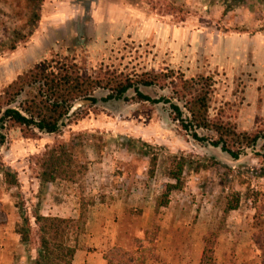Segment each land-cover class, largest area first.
Segmentation results:
<instances>
[{
    "label": "rangeland",
    "instance_id": "obj_1",
    "mask_svg": "<svg viewBox=\"0 0 264 264\" xmlns=\"http://www.w3.org/2000/svg\"><path fill=\"white\" fill-rule=\"evenodd\" d=\"M59 1L60 6L77 2L83 9L82 1L91 0ZM59 1L37 0L34 9L31 0H0L2 69L1 63L11 52L31 41L42 17V34L49 39V15ZM98 7L103 8L104 18L108 11L114 20L110 28L119 31L95 41L98 47L75 54L83 73L101 67L139 73L170 67L187 77L212 76L211 116L235 123L238 131L264 135V0H98ZM34 11L40 14L36 24ZM69 24L56 25L55 36L61 42L67 41ZM78 26L86 29L83 22ZM8 85L0 83V94ZM141 91L154 99L172 95L170 88L141 87ZM35 93V88L25 89L10 107L19 109ZM93 96L96 104L65 119L59 133L35 129L36 136L25 137L8 123L0 129L5 137L0 167H10L20 181L19 188L7 190L0 172V264H29L28 252L14 230L20 220L15 203L20 199L30 214L40 205L41 213L69 218L79 216L83 202H95L89 213L113 205L114 219L105 226L108 234L119 232L115 247L134 253L137 259L146 257L144 264H191L200 235L216 230L228 196L239 193L240 210L228 216V231L220 234L221 239L235 245L258 239L264 246V178L257 172L264 168V137L234 160L220 148L194 140L174 120L166 103L135 101L133 91L127 101H103L107 92L101 89ZM198 134L209 140L215 136L204 129ZM60 143L67 144L88 171L77 183L59 180L41 187L36 179L37 161L46 146ZM155 154L158 163L151 174L150 157ZM170 154L206 158L217 165L200 172L187 169L184 187L173 192L170 205L155 215L156 199L170 182L165 176ZM146 230L151 231L148 238ZM242 231L246 234H239ZM83 239L84 235L79 237V245ZM115 247L106 246V253ZM31 249L35 255L36 243ZM234 249L231 263L237 264L234 260L240 261V254ZM257 254L254 262L262 264L264 252Z\"/></svg>",
    "mask_w": 264,
    "mask_h": 264
},
{
    "label": "trees",
    "instance_id": "obj_2",
    "mask_svg": "<svg viewBox=\"0 0 264 264\" xmlns=\"http://www.w3.org/2000/svg\"><path fill=\"white\" fill-rule=\"evenodd\" d=\"M41 1V0H38ZM31 8L37 7V0H31ZM33 5V6H32ZM41 5V4H40ZM39 12L32 13V22L39 20ZM15 45L12 46L14 50ZM70 55V57H69ZM75 55V54H74ZM76 56V55H75ZM62 55L45 59L33 68L19 75L16 80L5 87L0 94V129L8 123L17 127L25 137L36 136L35 129L41 133L56 134L66 118L73 102L85 98L97 102L93 93L98 90L107 92L103 101H127L129 91L135 94V101L166 103L174 113V120L199 142H208L215 148L238 160L245 149L256 146L263 132L238 131L237 125L225 120L222 116H211L210 98L214 92V79L208 75L187 77L182 71L170 67L145 72H124L110 68H99L98 71L83 73L77 63V56ZM141 87L165 89L170 88L171 97L152 98L141 91ZM27 88H35L36 93L20 104L19 109L10 107ZM209 130L215 136L209 140L201 137L198 130ZM5 137L0 132V146ZM150 157V156H149ZM165 176L170 179L165 191L155 202V215L170 204V196L184 187V174L187 169L195 172L206 171L214 160L195 158L192 155H173L167 157ZM158 163L157 154L150 157V172L154 174ZM7 190L19 188L17 173L10 167L1 166ZM36 179L40 186L54 184L57 181L77 183L88 171L87 165L78 162L67 144L46 146L45 152L37 161ZM258 175L264 178V168ZM20 198V195L17 196ZM222 210L220 222L214 231L203 237L204 249L200 264H215V249L220 234L227 232V219L230 213L240 207V194L228 196ZM95 202L82 203L77 218L43 215L40 205L35 206L31 214L25 201H16L15 207L20 220L15 224V233L20 243L28 252L29 264H73L79 248V237L86 232L89 206ZM154 229H158L157 226ZM151 231H144L145 238ZM258 250L264 252V246L254 239ZM36 243V254H32L31 245ZM107 264H144L146 257L137 259L134 253L115 247L105 254ZM264 264V259L262 261Z\"/></svg>",
    "mask_w": 264,
    "mask_h": 264
},
{
    "label": "crops",
    "instance_id": "obj_3",
    "mask_svg": "<svg viewBox=\"0 0 264 264\" xmlns=\"http://www.w3.org/2000/svg\"><path fill=\"white\" fill-rule=\"evenodd\" d=\"M55 1L59 0H54V4L56 3ZM82 2H84L83 9L79 8L77 2H65L61 6L60 1L58 5L53 4L55 7L51 8L52 13L49 15L50 18L47 28V30L51 32V34L49 33V39H45L43 35L44 33L42 34V24H44L42 17L38 26V31L33 35L31 41L27 43L25 47H17L15 51L11 52L9 57L5 59V63H1L4 64V66L3 69L1 68L2 65L0 66V83L4 81L6 82V85L11 84L19 75L38 65L43 60L48 59L52 55H57L58 53L62 55L76 54L79 53L80 50L81 52L83 50H91L94 46L98 47V44L96 45L95 41L101 37L108 39L110 36H116L118 29L112 28V25L111 28L109 26L114 20L108 15V11L105 12L107 13V17H103V8L98 7V0H91L89 3L86 1ZM67 22H70V27L65 28L68 33V38H66V42H61L55 36L59 31L56 25L66 24ZM79 22H83L86 25V29H84L85 27L78 26ZM108 28L109 31L105 32ZM111 31L114 35L110 33ZM125 33L127 32H124L123 34L119 33V35L123 36ZM99 48L101 47L99 46ZM103 205L104 204L101 203V207H103ZM106 206L109 205L106 204ZM110 207V209L97 207L95 211L93 210L89 213L86 232L84 234L85 239H83L79 245L73 264H107V260L104 257L106 254V246L109 249L115 247L120 240L119 232L117 230L108 234L109 230H107V226H105V223L114 219V206L111 205ZM239 210L240 209L234 210L232 213ZM42 214L46 216L50 215V213L44 214L43 211ZM62 217L69 218V216L66 215ZM248 232L250 233V231ZM248 232L247 234L249 235ZM231 234L233 235L235 233ZM239 234L246 233L245 231H242ZM203 236L204 235H200L199 241L196 243L195 259L191 264H200L204 249ZM232 246L235 248V253L240 254V261L238 259L234 260L237 264H243L242 260L244 259L247 264H256V261L254 262V256H258L257 252H259V250L252 239L246 243H238L235 245L233 242L221 239V236L218 238L215 249V264H232Z\"/></svg>",
    "mask_w": 264,
    "mask_h": 264
},
{
    "label": "water",
    "instance_id": "obj_4",
    "mask_svg": "<svg viewBox=\"0 0 264 264\" xmlns=\"http://www.w3.org/2000/svg\"><path fill=\"white\" fill-rule=\"evenodd\" d=\"M93 104H96V103H93L92 100H90V99L81 98V99L75 100L69 109L68 118H66V119L73 117L75 115V113H77L83 107L88 106V105H93Z\"/></svg>",
    "mask_w": 264,
    "mask_h": 264
},
{
    "label": "flooded vegetation",
    "instance_id": "obj_5",
    "mask_svg": "<svg viewBox=\"0 0 264 264\" xmlns=\"http://www.w3.org/2000/svg\"><path fill=\"white\" fill-rule=\"evenodd\" d=\"M127 37H128V36H127ZM129 37H131V35H129ZM129 37H128V38H129ZM72 56H75V55H74V54H72Z\"/></svg>",
    "mask_w": 264,
    "mask_h": 264
}]
</instances>
